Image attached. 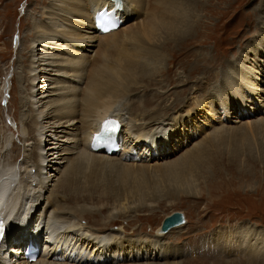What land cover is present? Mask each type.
I'll use <instances>...</instances> for the list:
<instances>
[{
	"label": "bare ground",
	"instance_id": "bare-ground-1",
	"mask_svg": "<svg viewBox=\"0 0 264 264\" xmlns=\"http://www.w3.org/2000/svg\"><path fill=\"white\" fill-rule=\"evenodd\" d=\"M114 3V0H47L30 17V34L20 38V47L29 44L26 52L22 48L18 51L9 93L17 96V102L11 100L10 107H16V118L11 121L17 122L23 158L19 163L12 158L15 164L11 166L8 160L3 161L1 149L6 151L7 143L13 141L11 136L2 137L1 128H9L6 122L2 123L0 210L4 235L0 242V264H178L162 260L170 253L163 239L185 222L184 214L180 223L164 229L160 225L155 235L136 238L130 232L125 233L122 225L117 231L109 226L115 215L124 212L111 210L107 216L99 215L96 226H92L85 222L84 215H96L90 214L96 210L94 206H69L64 203L67 195L61 191L71 185L70 179L78 168L86 174L96 173L102 167L118 169L122 178L127 179L131 175L129 166L165 167L166 177L178 179L184 167L185 171L193 169L198 149L204 146L202 139L179 141L186 135L184 131L192 123L191 116L197 107H203L210 116L217 115L214 106L219 104L223 110L219 108V114H227V123L220 118L216 121L222 128L232 121L244 126L264 123V116L251 114L241 120L240 111L245 108L260 106L261 110L252 113L264 112V80L252 66L243 67V76H229L225 80V90H231V95L216 87L213 95L197 101V107L185 115L179 111L175 115L167 113L173 107L167 106L169 99H165L162 108L166 113L153 111L156 115H145L149 112L146 110L133 116L131 104L141 100V93L150 88L149 82L159 73L160 63L169 55L170 64H174L195 41V30L202 21L195 11L203 4L199 0H120L115 10L121 18L117 28L97 30L95 12L103 7L110 9ZM141 72L144 77L139 76ZM180 78V82L186 81L183 75ZM205 78L199 76L193 81L185 100L195 98L193 91ZM161 87L155 88L149 101L166 93ZM236 102L242 109L236 110L235 115ZM108 116L121 120L119 148L90 149L87 142L91 133ZM178 122L182 125L180 130ZM168 132L169 136L164 135ZM132 187L139 196L141 184ZM241 227L236 228L241 235L227 239L228 244L251 255L264 254L263 230ZM29 242L38 247L33 259L24 252Z\"/></svg>",
	"mask_w": 264,
	"mask_h": 264
},
{
	"label": "rangeland",
	"instance_id": "rangeland-1",
	"mask_svg": "<svg viewBox=\"0 0 264 264\" xmlns=\"http://www.w3.org/2000/svg\"><path fill=\"white\" fill-rule=\"evenodd\" d=\"M46 1L0 0V125L7 123L9 128H1V134L2 137L11 136L13 141L7 143L6 151H1L3 161L8 160L10 166L15 164V159L19 163L23 158L19 151L21 143L16 134L17 122L13 124L11 121L16 118V107H10L11 100L17 102V96L9 93L12 88L10 82L15 75L13 72L18 51L22 48V52H26V45L29 44L27 42L20 47V38L30 34L29 19L39 9L38 6ZM199 1L203 7L195 11V15L198 12V18L202 21L195 30V41L190 40L191 44L185 48L186 53L180 55L174 64H170L172 58L169 55L160 63L159 73L157 71L155 79L149 82L150 88L141 93V100H134V104H131L133 116L146 110L149 112L145 115L166 113V109L162 108L165 99H169L167 106L171 109L173 107L174 111L168 109L167 113L175 115L174 113L179 111L185 115L186 111L197 107V101L213 95L219 89L226 95H231V90H225V80L229 76H243V67L252 66L258 69L264 80V0ZM126 14L125 10L124 16ZM195 19L197 20V17L194 16L193 20ZM254 56L257 59H254ZM180 75L186 80L183 83L180 82ZM139 76L144 77L145 74L141 72ZM199 76L206 78L197 85L196 91H193L195 98L185 100L189 97L193 81ZM162 85L166 93L159 99L155 97L152 102L149 101L148 99L153 98L151 94L155 88H162ZM4 86L7 89H2ZM238 104L235 103V115L236 110L242 109ZM179 108L185 110L181 112ZM214 108L217 115L212 113L210 116L204 112L203 107L195 108L191 116L192 123H189V128L184 131L186 135L179 141L193 142L202 139L204 146L198 149V158L195 159L193 169L187 168L185 171L184 167L183 175L181 173L178 179L166 177L165 167L152 169L149 166H129L131 175L127 179L124 178L125 180L118 169L102 167L100 172L96 169V173L88 171L86 174L78 168L70 179L71 185L65 186L61 191L67 195L64 203L69 206H94L96 210L90 214L96 215H84L85 222H90L92 226H96L99 215L107 216L111 210H114V213L124 212L115 215L109 226L117 231L120 229L119 225H122L125 227V233L130 232L136 238L145 234L155 235L164 216L182 211L186 216L185 222L165 234L163 239L170 247L168 257L162 259L167 263L178 261V264H264V254L251 255L239 246H231L227 242V239H237L241 235L242 232L236 231L240 226H249L264 232V123L256 122L244 126L232 121L225 128L218 127V118L227 123V114L222 112L219 104ZM218 109L222 110L223 114H219ZM254 110H261V107L241 110L243 116L239 119L243 121L250 114L252 117L264 116V112L252 113ZM177 124L180 130L182 125L179 122ZM169 134L170 132L164 135ZM15 148L16 152L12 151ZM135 183L142 186L138 192L139 196L132 190ZM36 210H39L38 207ZM40 235H43V232Z\"/></svg>",
	"mask_w": 264,
	"mask_h": 264
},
{
	"label": "water",
	"instance_id": "water-1",
	"mask_svg": "<svg viewBox=\"0 0 264 264\" xmlns=\"http://www.w3.org/2000/svg\"><path fill=\"white\" fill-rule=\"evenodd\" d=\"M114 1H119V0H114ZM183 218L184 217H183L182 211L179 210V211L172 212L164 216L161 222V227L164 229V228L169 227L172 224L180 223V221H182Z\"/></svg>",
	"mask_w": 264,
	"mask_h": 264
},
{
	"label": "snow or ice",
	"instance_id": "snow-or-ice-1",
	"mask_svg": "<svg viewBox=\"0 0 264 264\" xmlns=\"http://www.w3.org/2000/svg\"><path fill=\"white\" fill-rule=\"evenodd\" d=\"M102 16H103V14H102ZM101 19H102V17H101ZM105 30H107V29H105ZM0 228H2V221H0Z\"/></svg>",
	"mask_w": 264,
	"mask_h": 264
}]
</instances>
